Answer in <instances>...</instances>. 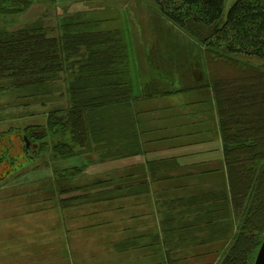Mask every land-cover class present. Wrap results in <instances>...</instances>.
<instances>
[{
    "label": "trees",
    "instance_id": "16d2710c",
    "mask_svg": "<svg viewBox=\"0 0 264 264\" xmlns=\"http://www.w3.org/2000/svg\"><path fill=\"white\" fill-rule=\"evenodd\" d=\"M28 1L0 0V14L20 15ZM151 1L161 17L202 47L201 76L193 78L187 67L190 83L180 79V84L182 91L212 92L226 166L227 188L198 196L204 202L198 216L204 219L185 227L203 223L221 229L224 220L232 226L238 217L219 264H247L264 235V0H236L225 19L224 0ZM74 23L68 22L59 38L36 26L0 31V80L45 95L64 65L70 71L66 108L51 110L44 122L23 125L24 141L35 143L26 152L37 161L67 164L88 152L93 141L115 142L117 124L130 126L116 107L130 95L120 35L81 31ZM6 158L0 155V164Z\"/></svg>",
    "mask_w": 264,
    "mask_h": 264
},
{
    "label": "rangeland",
    "instance_id": "374dc122",
    "mask_svg": "<svg viewBox=\"0 0 264 264\" xmlns=\"http://www.w3.org/2000/svg\"><path fill=\"white\" fill-rule=\"evenodd\" d=\"M235 1L224 0L223 19ZM27 4L28 8L20 15L0 14V31L36 26L47 35L59 38L68 22H76L81 31L117 32L130 75L138 64L142 66L145 58L150 75L158 72L172 80L178 78L190 83L187 67L197 79L204 70L202 47L161 17L151 0H30ZM66 69L64 65L45 95L14 88L9 80H0V137H3L0 155L7 157L0 164V264H123L124 259L133 264H149L143 257L145 254L128 248L121 251L126 253L124 259L106 251L102 239L104 231L109 230L106 218L118 213L110 208L113 203L109 208L103 203L108 196L97 193L82 196V191L83 185L91 187L93 181L107 178L99 174L84 175L80 169H70L62 162L37 161L32 153L26 152V146L32 150L35 143L24 141L23 125L34 120L44 122L48 112L67 106L70 71ZM93 149L91 145L89 151ZM96 156L87 158L95 166ZM66 168L69 171L63 170ZM86 196L93 203L96 202L93 198H97L99 204L96 207L86 204L89 203ZM90 214L97 217H89ZM232 223L230 226V219L224 220L221 229L199 224L194 228L197 235L191 241L185 237L180 261L173 264H219L232 243L238 217ZM128 224L127 230L132 227L135 230L133 224ZM112 232L115 236L121 235L120 230L109 233ZM118 237L114 241H122ZM257 252L247 264H254ZM174 257L178 258L169 256L171 260Z\"/></svg>",
    "mask_w": 264,
    "mask_h": 264
},
{
    "label": "crops",
    "instance_id": "0c3cea01",
    "mask_svg": "<svg viewBox=\"0 0 264 264\" xmlns=\"http://www.w3.org/2000/svg\"><path fill=\"white\" fill-rule=\"evenodd\" d=\"M127 70L129 100L116 107L120 116H128L130 126L117 124L115 142L93 141V150L69 159L67 165L84 175L107 178L93 181L91 187L83 185L82 191V196H108L103 203L107 208L113 203L110 208L118 213L106 218L110 223L102 237L106 251L124 259L121 251L128 248L145 254L149 264H172L180 261L185 237L191 241L197 235V229L185 226L204 219L198 216L197 206L204 203L198 196L227 188L214 99L208 89L182 91L180 79L158 72L150 75L147 58L132 75L129 65ZM94 155L96 166L87 159ZM85 199L93 207L99 204L97 198L94 203L90 196ZM128 223L135 230H127ZM119 230L121 235L116 236L122 241L116 242L115 232H109ZM171 255L178 258L171 260ZM127 260L123 264H133Z\"/></svg>",
    "mask_w": 264,
    "mask_h": 264
},
{
    "label": "water",
    "instance_id": "95a60500",
    "mask_svg": "<svg viewBox=\"0 0 264 264\" xmlns=\"http://www.w3.org/2000/svg\"><path fill=\"white\" fill-rule=\"evenodd\" d=\"M254 264H264V239L262 244L257 252Z\"/></svg>",
    "mask_w": 264,
    "mask_h": 264
}]
</instances>
